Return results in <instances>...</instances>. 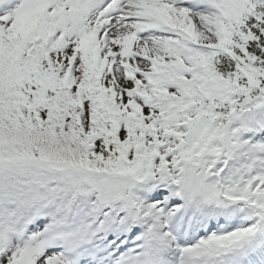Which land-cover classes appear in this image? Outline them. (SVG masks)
I'll list each match as a JSON object with an SVG mask.
<instances>
[{
	"label": "snow or ice",
	"instance_id": "obj_1",
	"mask_svg": "<svg viewBox=\"0 0 264 264\" xmlns=\"http://www.w3.org/2000/svg\"><path fill=\"white\" fill-rule=\"evenodd\" d=\"M0 264H264V0H0Z\"/></svg>",
	"mask_w": 264,
	"mask_h": 264
}]
</instances>
